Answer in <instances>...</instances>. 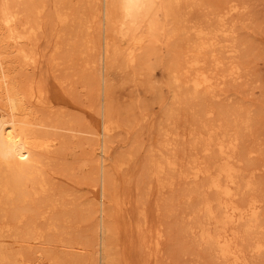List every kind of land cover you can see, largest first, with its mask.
I'll return each instance as SVG.
<instances>
[{
  "label": "bare ground",
  "instance_id": "6f19581e",
  "mask_svg": "<svg viewBox=\"0 0 264 264\" xmlns=\"http://www.w3.org/2000/svg\"><path fill=\"white\" fill-rule=\"evenodd\" d=\"M195 2L0 0V264H81L54 254L30 257L31 253L28 255L24 250L27 247H21L24 242L34 244L42 237L36 220H41L44 232L57 234L56 231L64 227L59 228L61 225L54 221L58 218L50 215L51 211L60 212L56 202L62 197L55 193L61 198L55 197L56 201L54 190H50L54 178L49 166L51 160L57 159L56 148L61 144V149L68 148L63 147L65 141L56 147L58 137L52 134L59 130L73 132L70 137L82 133L73 129L69 121H59V114L56 119L43 116L41 109L53 108V101L33 81H18L20 68L33 69L38 64L40 55L33 47L38 35L51 40L57 51L64 43L69 58L75 53L91 55L99 72L95 97L100 120L94 131L86 125L94 141L88 161V164L92 162L93 170L88 176L93 181V213L97 215L96 248L91 264H111L108 206L117 205L123 222L132 226L125 214L126 203L121 199L119 202L117 191L110 193L109 136L117 125L110 122L108 116L109 77L116 67L132 75L141 71L160 46L168 50L167 54L171 53L164 65L169 76L166 83L169 96L160 107L157 125H152L159 137H155L156 145L152 142L149 147L147 176L154 179L157 190L170 186L175 174L184 180L204 179L187 194V199L196 198L189 206L193 221L183 223L181 232L184 236H197L198 244L204 246L212 259L219 260L220 264H246L248 258L264 256V223L261 220L264 195L246 196V193L257 192L260 184L251 178L254 170L245 173L240 169L241 160L236 156L241 133L250 126V110L243 114L235 108L222 111V116L226 115L222 123L220 120L216 124L206 123L203 119L212 114L205 105V98H217L219 86L226 78L231 81L241 78L238 49L233 43V32L226 25L228 16L241 7L229 0L219 10L207 11L205 19L196 23L185 12ZM222 54L227 57L226 62ZM223 64H227V72L219 73ZM189 110H193V118L199 126L192 125L187 133L192 137L189 150L194 153L187 157L185 168L179 171L181 162L175 156V141L181 134L177 125L180 113ZM144 117L145 114L140 119ZM68 145L66 143V147ZM198 147L207 155L205 160L197 156ZM252 152L247 151L248 154ZM123 164L122 161L118 167ZM49 191L53 197L49 196ZM63 200L58 204L64 207L68 204L64 205ZM65 216L68 217L62 215ZM143 229L138 228L140 232ZM5 233H10L17 247L4 246ZM159 237L158 233L154 243L156 252L159 251Z\"/></svg>",
  "mask_w": 264,
  "mask_h": 264
},
{
  "label": "rangeland",
  "instance_id": "374dc122",
  "mask_svg": "<svg viewBox=\"0 0 264 264\" xmlns=\"http://www.w3.org/2000/svg\"><path fill=\"white\" fill-rule=\"evenodd\" d=\"M228 1L196 0V4L185 12H188L187 17L192 22L201 23L207 11L219 10ZM232 2L241 8L228 16L226 25L233 32V43L238 49L241 78L235 81L226 78L224 84L219 86L217 98L209 96L205 98V105L212 110V114L203 119L206 123L215 122L216 124L219 120L222 123L226 121V115L224 113L222 116V111L235 108L243 114L250 110V114L248 113V117L251 115L250 126L247 131L241 133L236 156L241 160L240 169L245 170V173L254 170L251 178L258 182V185L260 184L257 192L246 193V196L259 193L264 195V0H232ZM33 45L40 55L38 64L33 69L20 68L18 81H33L35 86L41 87L42 93L53 101V108L41 109L40 113L43 116L50 115V118L56 119L59 114V121L65 120L67 123L69 121V124L74 126L73 129L81 130L82 133H76L77 135L70 137L69 135L74 134L73 132L59 130L60 132L55 131L52 134V137H58L57 141L55 140L56 147L62 143L61 141H65L67 145L73 142L68 145L70 147H66V143H63V147L68 149H61L62 144L59 149L56 148L57 159L51 160L49 166L50 174L53 172L54 178L51 179L52 189H50L52 192L54 190V199L55 197L58 200L61 199L56 195L58 193L62 199L66 200L62 201L64 205L68 204L63 207V204L60 205L62 199L60 201L55 199L56 207L59 205L56 209L59 208L60 212L57 210L52 213L51 211L50 215L53 214V217L58 218L54 221H58V226L61 225L59 228L64 226L65 231L63 232L61 228L56 231L57 234L51 231L44 232L41 220H36L40 222L36 224H39L38 228L42 229L40 230L42 237L34 244L31 242L32 245L24 242L25 244L22 245V243L21 247H27L24 249L25 253L28 255L31 253L30 257L34 258L39 255L42 258L47 254H54L69 258L75 263L91 264L94 261L96 248L94 226L97 215L93 213L95 202L93 181L88 176L89 171L93 170L92 162L88 164V161H90L94 142L92 133L89 135V130L94 131L100 120L99 104L95 97L99 72L91 55L82 56L75 53L69 58L68 53L64 51V43L59 52L54 50L51 40L38 35ZM167 51L160 46V50L151 55L145 68L133 75L116 67L109 77L108 116L110 122L117 125L109 136L110 148L107 161L110 193L114 194L117 191L119 202L121 199L126 203L125 214L132 224L128 227L123 222L117 205L108 206V222L112 236L111 264H125V262L129 264H220L219 260L212 259L208 255L202 244H198L197 236H184L181 232L183 223L193 221L189 206L196 201V198L187 199V194L201 185L204 179L184 180L175 174L170 186L157 190L154 179L147 176L149 147L152 142L156 145L155 137H159L157 131L152 129V125H157L160 107L169 96L166 86L169 76L164 65L171 53L167 54ZM222 58L224 62L227 61L225 54H222ZM227 69V64H223L219 73L221 71L226 73ZM194 112H196L195 109ZM143 114L145 117L142 120L140 116ZM192 114L193 110L181 112V120L177 125L181 134L175 141V156L181 162L179 171L185 168L187 157L194 153L189 150L188 146L192 142V137L187 133L192 125L194 128L199 125ZM247 151L253 152L248 154ZM196 154L200 160L207 158V155L201 153L199 147ZM122 161L125 164L118 167ZM52 192L48 193L51 197H53ZM61 194L65 195L66 199ZM61 210L66 212L62 213ZM59 213L61 216H56ZM64 213L68 215V217L65 216L67 218L62 217L66 215ZM261 220L264 223V207ZM66 226H68L67 229ZM140 227L144 228L141 232L138 230ZM129 228L132 231H129ZM158 233L160 246L159 251L156 252L154 243ZM5 234L2 238L5 239L4 246L6 247L7 244L8 247L9 245L17 247L18 244L13 242L10 233ZM246 264H264V256L248 258Z\"/></svg>",
  "mask_w": 264,
  "mask_h": 264
}]
</instances>
